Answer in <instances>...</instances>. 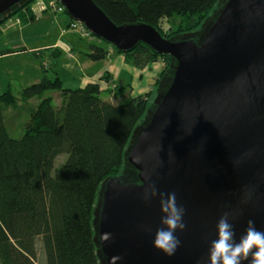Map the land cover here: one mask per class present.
Segmentation results:
<instances>
[{
    "label": "water",
    "instance_id": "1",
    "mask_svg": "<svg viewBox=\"0 0 264 264\" xmlns=\"http://www.w3.org/2000/svg\"><path fill=\"white\" fill-rule=\"evenodd\" d=\"M32 0H0V22ZM67 17L121 54L138 44L169 58L119 175L105 179L93 210L100 264H209L217 222L235 240L247 222L264 231V0H218L195 30L163 37L146 23L116 25L93 0H56ZM175 192L186 228L171 256L154 247ZM243 264H250L244 261Z\"/></svg>",
    "mask_w": 264,
    "mask_h": 264
},
{
    "label": "trees",
    "instance_id": "2",
    "mask_svg": "<svg viewBox=\"0 0 264 264\" xmlns=\"http://www.w3.org/2000/svg\"><path fill=\"white\" fill-rule=\"evenodd\" d=\"M36 1L0 22V27L13 16L23 24L33 22L30 7ZM93 1L118 26L146 23L170 38L195 31L218 0ZM173 15L198 16L200 22L195 29L170 36L159 28V22ZM88 49L86 57L93 62L109 53L94 43ZM11 53L4 50L2 55ZM43 53H33L43 73L38 83L0 94V264H36L37 238L45 264H100L92 226L99 187L121 173L129 139L145 115L169 58L141 43L121 54L137 69L161 59L165 64L152 91L115 105L101 99L97 83L70 89L63 88L55 72L49 78ZM52 92L59 94L56 105ZM9 107L23 108L27 115L18 139L11 137L5 121L4 110ZM57 158H64L58 168Z\"/></svg>",
    "mask_w": 264,
    "mask_h": 264
},
{
    "label": "crops",
    "instance_id": "3",
    "mask_svg": "<svg viewBox=\"0 0 264 264\" xmlns=\"http://www.w3.org/2000/svg\"><path fill=\"white\" fill-rule=\"evenodd\" d=\"M37 3L32 4L30 7L31 13L35 16L33 22L22 24L15 19L13 23H6L5 26L0 27L1 64L4 58L22 53L27 54L30 58L32 56L38 64L37 69H33L32 76L28 75L31 72L26 68L29 63L24 64L22 68L25 73L23 74V71L20 73L22 80L16 82L10 79L7 82V89L20 91L24 87L36 84L41 80L43 73L39 62L33 56V53L37 51H44L42 59L44 64L47 65L46 69L49 68L47 76L53 78L56 73L62 85L65 79L63 77L70 75L73 80L77 78L75 80L77 82H73L75 83L74 86L82 88L88 83H97L101 93H107L111 99L124 95L127 90H129L128 95L132 98L154 89V84L163 69L162 63L154 62L144 69H137L125 56L114 53L111 49H107L109 53L104 60L93 62L86 57L89 52L88 47V50L80 47L77 43L78 38L73 33L67 31L64 34L62 33L69 24V18L46 10L41 1ZM39 23H44L45 26L41 28L37 25L39 31H31L29 35L32 36L30 37L32 44L29 43L31 46L26 45L25 32H28L29 26ZM54 26L56 31L53 36L52 29ZM3 35L6 38H3ZM40 37H45L46 42L43 44L38 42ZM16 41H19V44H15ZM64 47L68 50H65ZM4 50H12L14 53L2 55ZM62 54L66 55L67 59L63 58ZM82 70L84 73L86 72L85 75H81ZM11 82H14V87H11ZM6 90H0V92L3 93ZM107 102H110V100Z\"/></svg>",
    "mask_w": 264,
    "mask_h": 264
},
{
    "label": "clouds",
    "instance_id": "4",
    "mask_svg": "<svg viewBox=\"0 0 264 264\" xmlns=\"http://www.w3.org/2000/svg\"><path fill=\"white\" fill-rule=\"evenodd\" d=\"M159 195L160 208L163 213L162 227L158 228L153 241L154 247L171 256L180 245L176 235L183 231L186 224L183 222L185 209L178 206L176 193H158L154 185L145 191V200L156 198ZM218 238L211 241L209 248V264H264V231L255 227V222L249 220L244 235L239 242L235 240L233 224L229 222L228 213L223 214L217 222Z\"/></svg>",
    "mask_w": 264,
    "mask_h": 264
},
{
    "label": "rangeland",
    "instance_id": "5",
    "mask_svg": "<svg viewBox=\"0 0 264 264\" xmlns=\"http://www.w3.org/2000/svg\"><path fill=\"white\" fill-rule=\"evenodd\" d=\"M40 1L42 2V5H44L46 10L51 11L52 13L55 14V11H52V9L51 8L49 9V7H48L49 4L51 3V1H53V0H38V1L34 2V3H37V2H40ZM62 15H65L67 17V15L64 14V13ZM34 18H35V16H34ZM14 21H15V16H13L10 19H8L5 22V24H3V26H5L6 23H13ZM17 21H19V20H17ZM198 22H200V17H198V16L173 15V16H170V17L162 19L159 22V28L162 29L163 32H165V34L171 36V35L179 33V32L189 31V30H191L193 28L195 29L196 26L198 25ZM37 25L39 27H41V28H43L45 26L44 23H39V24H36V25L29 26V28L27 30L28 32H25L26 45L31 46L29 43L32 44V42L30 40L31 39L30 37H32V36H29V35H30L31 31H36V30L39 31ZM65 30L68 33H73V35H75L78 38L77 43L80 45V47L84 48V50L87 49V47H88V45L90 43H94V44H97L100 47L109 49V47H108V45L106 43H104L103 41H98L95 37L88 38V37H84L82 34H79L77 32L72 31V29L68 30L66 28ZM55 31H56V28L54 26L53 29H52V32H53L52 35L53 36L55 34ZM3 38H6V36H4ZM38 42L43 44L44 42H46V38L45 37H40ZM15 44H19V41H16ZM3 48H6V47H3ZM0 49H2V48L0 47ZM65 50H68V49L65 48ZM62 57L67 59L66 55H63ZM158 62L162 63L163 67H164L165 63H164V61L162 59L159 60ZM26 63H29V65L26 68H28L29 71L31 72L28 75L32 76V73L34 71L33 69H37V65H38L37 62L32 58V56L30 58L27 54L22 53V54H19L17 56L14 55V56H9V57L4 58V60L2 61V64L0 63V90L1 91H4V90L7 89V82H9L10 79L14 80L16 82H19L20 80H22V77H21L22 75L20 76V73H21V71H23L22 67ZM24 73H25V71H23V74ZM83 74L85 75L86 72L84 73V71L82 70L81 71V75H83ZM63 78H65L63 80V88H70V89L79 88V87L73 85V84H75L73 82L75 80H77V78H74V80H73V78L70 75H66ZM75 82H77V81H75ZM10 84H11V87H14V85H15L14 82H11ZM128 93H129V90H127V92L124 95H122L120 97L116 96V98H114V99H111L107 95V93H101L100 97L104 101L105 100H107V101L110 100L111 104L118 105V104L125 103L126 101H128L131 98L128 95ZM50 95L53 97V104L54 105H56L57 103L60 102L58 93L52 92ZM32 102L36 104L37 99H33ZM25 113L26 112L23 111V108H20L18 111L17 110L15 111V110H13L10 107L6 108V110H4V117H5L6 123L9 126V133H10L11 137H13L15 139L20 138L21 135H22V132L24 130V123H25L26 118H27V115ZM59 159L57 158L55 160V167H57V168L61 165L60 163H62L64 161V158H63V160L62 159L59 160ZM35 244H36V264H45V255H44L42 242H41L40 238H37Z\"/></svg>",
    "mask_w": 264,
    "mask_h": 264
},
{
    "label": "built area",
    "instance_id": "6",
    "mask_svg": "<svg viewBox=\"0 0 264 264\" xmlns=\"http://www.w3.org/2000/svg\"><path fill=\"white\" fill-rule=\"evenodd\" d=\"M49 9L51 8L52 11H55L56 14H63L64 13V8L56 1L53 0L51 1V3L49 4ZM67 29H72V31L77 32L79 34H82L84 37H91V34L86 30V28L78 22H69ZM66 32V30H63L62 33L64 34Z\"/></svg>",
    "mask_w": 264,
    "mask_h": 264
}]
</instances>
